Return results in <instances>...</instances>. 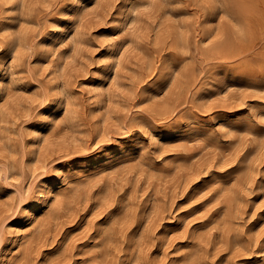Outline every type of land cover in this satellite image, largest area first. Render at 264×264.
Wrapping results in <instances>:
<instances>
[{"label":"rangeland","instance_id":"obj_1","mask_svg":"<svg viewBox=\"0 0 264 264\" xmlns=\"http://www.w3.org/2000/svg\"><path fill=\"white\" fill-rule=\"evenodd\" d=\"M223 1L155 0L138 25L109 35L101 29L126 11L111 0L85 17L79 53L59 72L68 45L43 58L42 42L65 0H25L21 10L0 0V264L12 220L39 199L53 162L113 140L124 141L118 153L66 171L65 198L40 205L38 226L16 234L27 236L14 264H264V23L238 29ZM118 44L125 55L112 77ZM62 98L69 111L35 151L33 125Z\"/></svg>","mask_w":264,"mask_h":264},{"label":"bare ground","instance_id":"obj_2","mask_svg":"<svg viewBox=\"0 0 264 264\" xmlns=\"http://www.w3.org/2000/svg\"><path fill=\"white\" fill-rule=\"evenodd\" d=\"M16 1L19 5V9L21 10L25 5V0ZM110 1L111 0H94V3L89 7H84L80 11L74 12L71 15L65 14L66 18L70 21V23L68 26L65 27L59 26L58 30L55 31L56 34H50L46 37L45 40H43V58H47L49 54L55 53L58 47L68 45L69 48L67 47L68 49L63 51L64 56H61L63 61L58 67V71L63 72L65 69L66 59H68L69 57L74 58L79 53L81 45L84 42V32L82 30V28L84 27L83 20L87 15L96 13L99 9H104L107 5L110 6ZM261 3L264 5V0H224L222 10L225 13L226 17L235 25V27L240 30H243L244 28H247L248 25H250V19L252 17L258 19L257 22L259 25H262L264 23V11L261 9ZM126 5L127 7L123 20L119 25L116 26L119 27L120 31L123 32L134 28L135 25H138L141 20V15L144 12H149L154 9L155 0H147L141 3L128 2ZM92 7L94 9H91ZM120 31L117 33H120ZM22 37L19 35L16 37L13 36V39L17 46L25 47L26 41L24 37ZM122 55L125 54L124 47L121 44H118L117 46L112 47L110 49L111 61H109L108 66L110 67V75L112 77H116L117 75ZM42 60L39 58L38 63H43ZM111 76L109 77V79H112ZM0 81V97H2L0 98L1 113V102L7 96V85L3 83V79ZM98 92L101 93V89ZM59 104L60 110L53 112L51 115L48 116L46 120H43L42 122L36 124L40 125V127H34V141L37 144V148L35 149V151H37L39 145L44 142L48 131L58 123L60 117L64 115V113H67L69 111V104L65 98H62L59 101ZM42 147L43 146H41V149ZM93 161H95L94 164H97L100 160L98 158H95ZM84 169L85 166H71L69 169V171L71 172L69 173L72 174V172L76 170L82 171ZM69 173L65 172L64 176L59 180V182L65 180L68 176H70L71 174ZM251 177L252 171L247 170L245 172V178H243L244 182L247 180L249 181ZM262 187L264 188V182L262 184ZM39 192H41V195L39 196V199L35 201L32 211L24 212L20 219L17 221V223H12L10 226L11 232L15 234L16 238L11 240L9 243V245H11V247L9 248L11 257L7 259L6 264H14L16 262L19 256V247L23 245L21 239L24 236H27V233L23 234L24 236L22 235L21 237H18L16 234H18V232L22 230L28 222L34 228L38 226L39 221L37 210L39 206L46 205L47 207L51 208L52 206L56 205L65 198L63 189L59 186V184H56L55 182L46 183L45 181H43V183L39 186Z\"/></svg>","mask_w":264,"mask_h":264},{"label":"snow or ice","instance_id":"obj_3","mask_svg":"<svg viewBox=\"0 0 264 264\" xmlns=\"http://www.w3.org/2000/svg\"><path fill=\"white\" fill-rule=\"evenodd\" d=\"M55 2V0H54ZM94 3V0H65V3L59 7L57 17L53 20V24L55 26L65 27L68 26L70 21L62 16L61 14H68L71 15L74 12L80 11L84 7H89ZM45 7H49V5H44ZM120 7H127V5L124 4V0H114L113 3V9L118 10ZM111 17L115 19V11L111 14ZM101 31H105L109 35H115V33L119 32V27H116L115 25H110L104 29H101ZM52 34H56L55 32ZM119 39V37H117ZM104 54V53H99ZM5 53L0 52V56H4ZM6 79V76L2 72H0V80ZM30 90V89H29ZM2 98V97H0ZM45 112L49 111V109H44ZM34 127H40V125H33ZM94 143V141H93ZM124 143L123 140H113L111 142L102 141L100 144H95V147L90 148V152L81 153L80 157H74L69 156L66 159H60L58 161L53 162V167L51 170V174L47 177H45L46 183H53L56 184L59 183V180L64 176L65 172L71 167L75 166L81 157H89L91 154H96L103 156L105 152H112V153H118L120 151V145ZM205 179H210V177H198L197 183L195 186H199V182H203ZM259 199V197H257ZM35 204V201H29L23 205L24 209H27L28 212H31L33 209V206ZM179 205L177 204V207ZM20 219L19 215L15 217L12 220V223H17V221ZM163 228V225L161 226Z\"/></svg>","mask_w":264,"mask_h":264}]
</instances>
